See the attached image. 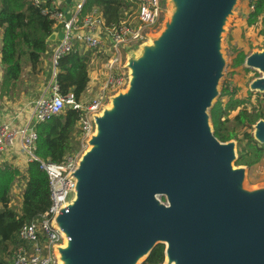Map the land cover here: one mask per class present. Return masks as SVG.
Instances as JSON below:
<instances>
[{"label": "water", "instance_id": "95a60500", "mask_svg": "<svg viewBox=\"0 0 264 264\" xmlns=\"http://www.w3.org/2000/svg\"><path fill=\"white\" fill-rule=\"evenodd\" d=\"M168 1L161 33L127 53L126 91L93 117L73 199L52 223L64 237L57 264H139L157 245L165 264H264V187L243 188L236 143L214 137L208 114L238 0ZM244 67L261 74L249 91L264 94V52ZM252 138L264 144L263 120Z\"/></svg>", "mask_w": 264, "mask_h": 264}, {"label": "trees", "instance_id": "16d2710c", "mask_svg": "<svg viewBox=\"0 0 264 264\" xmlns=\"http://www.w3.org/2000/svg\"><path fill=\"white\" fill-rule=\"evenodd\" d=\"M128 0H87L84 13L92 8L100 10L104 24L111 28L125 20L130 8ZM252 13L248 25L261 19L264 22V0H252ZM53 23L41 13L40 7L31 4V0H0V66L2 69L0 99L14 100L19 93L26 72L29 77L42 72L43 56L49 48L48 38L53 33ZM264 34V32H263ZM94 56L93 51L77 48L61 57L55 65V83L63 97L72 94L80 100L89 82V67ZM247 55L236 54L234 66L243 65ZM105 60V58H103ZM223 94L229 96L224 107L217 101L209 111L210 125L214 137L221 143L236 141L237 159L235 167L250 168L263 158L264 146L256 143L252 134L259 120L264 121V95L248 93L246 99H237L235 91L227 88ZM221 94L220 96H222ZM254 94L259 109L248 111L246 105ZM231 117V113L236 111ZM81 112L65 109L59 116L46 123L35 126L37 134L35 157L41 162L59 163L65 155L74 153L79 143L78 122ZM240 132V134H239ZM24 181L19 211L11 207V191L18 178ZM164 202V199L161 198ZM49 184L47 175L40 169L38 162L26 165L22 173L7 164H0V264H11L14 251L21 245L18 232L42 216L49 208ZM164 246L157 245L141 264H163Z\"/></svg>", "mask_w": 264, "mask_h": 264}, {"label": "built area", "instance_id": "2783aa9c", "mask_svg": "<svg viewBox=\"0 0 264 264\" xmlns=\"http://www.w3.org/2000/svg\"><path fill=\"white\" fill-rule=\"evenodd\" d=\"M66 1L31 0V4L40 7L41 13L53 23L54 30L62 25L58 31L63 39L57 41L52 65L55 67L61 57L81 47L105 58V81L97 96L84 104L72 94L60 95L53 72L47 95L32 103L29 118L23 122L22 110L18 109L12 119L0 124V161L7 153L18 151L25 159V165L32 162L40 164L49 184V208L39 219L21 227L18 232L21 245L14 251L11 264H57L55 249L64 244V237L52 223L59 210L73 199L75 181L72 172L94 133L93 117L100 114L110 97L126 88L127 69L121 60L146 41L162 14V0H128L130 9H135L134 22L127 20L132 15H126L117 26L108 28L99 9L92 8L84 13L87 0H70L69 4ZM66 10L70 13L68 20L65 18ZM67 108L82 113L78 122L79 150L65 155L59 163L39 161L34 155L37 141L35 126L59 116Z\"/></svg>", "mask_w": 264, "mask_h": 264}, {"label": "rangeland", "instance_id": "374dc122", "mask_svg": "<svg viewBox=\"0 0 264 264\" xmlns=\"http://www.w3.org/2000/svg\"><path fill=\"white\" fill-rule=\"evenodd\" d=\"M251 3L252 0L237 1L232 11V15L228 18L227 23L224 27V33L222 34L221 53L225 62V66L223 69L222 78L220 79L218 85L219 96L214 101V104L217 101H219L222 104V107H224L226 103L229 101V96L223 94V90L225 88H227L229 92L235 91L236 94L234 96L235 98L246 99L248 97V93H251L249 91V85L254 80L261 77V74L258 71L252 69H246L244 65L238 68L234 66V60L238 52H242L245 55L264 52V34H263L264 22H262L260 19L255 24L248 25L249 15L253 11ZM128 12H129L128 15H132V16L127 17V20L129 22L131 21L134 22L135 19L133 15L135 13V9L129 8ZM171 12H172V6L170 2L168 0H162V14L160 20L158 22V25L148 35L146 41L143 42L145 45L151 44V40L156 38L161 33L164 24L166 23V21H168L171 15ZM98 55L101 56V54ZM139 55H140V50L137 49L133 51V54H131L130 56L137 57ZM127 56L128 54L125 55V57H123L121 60V64L124 66L126 65L127 62ZM94 57L95 58L92 60L93 65L91 66V68L94 69L97 73V78H96L97 82H95L96 85L92 90H90L89 92L84 94V96L81 97L80 101L84 104L91 101L97 96V94L99 93V89L101 88V86L105 81L104 80L105 75L103 69V66L105 64V60L103 59L104 57L102 56L101 57L94 56ZM43 75L41 73H38L37 75H33V77L31 78V77H27L25 73L23 75V83L24 81H27L28 84H30V87H26L24 88L25 89L24 90L23 83L20 84L19 93H21L24 90L27 91V93L29 94V98L31 94H37V96H40V94L44 91V87H45V85H43V89L42 87L40 89V87L38 86ZM47 80L48 79H46L45 82H47ZM125 91L126 88L122 92L124 93ZM221 94L223 95L220 96ZM252 95L253 96H251L250 102L246 105L248 111H253L254 108L259 109V105L255 100L254 94ZM18 97H20V95H18ZM15 100H17V98L11 100L10 102H13ZM105 106L109 107L110 103L108 102ZM236 113L237 110L232 112L230 116L233 117L234 115H236ZM246 132L252 134L253 129H248L246 130ZM77 133H78V129H77ZM77 140H78V135L75 136V141L77 142ZM262 146H264V144ZM88 149L89 148H87V150ZM78 150H79V146L76 151ZM243 168H245V178L242 185L245 190H256L264 187V151H263V158L258 164L250 168L247 167H243ZM23 185H24V181L20 177L15 181L11 191V207L15 211L20 210ZM163 264H165V259Z\"/></svg>", "mask_w": 264, "mask_h": 264}, {"label": "crops", "instance_id": "0c3cea01", "mask_svg": "<svg viewBox=\"0 0 264 264\" xmlns=\"http://www.w3.org/2000/svg\"><path fill=\"white\" fill-rule=\"evenodd\" d=\"M55 31V30H54ZM60 33V32H58ZM0 45H1V36H0ZM57 45V41L54 43H50L49 44V48L48 51L46 52V54L43 56V65H42V72L41 74L42 79L39 82L38 86L42 87L43 89V85H45L44 87V91L40 94V96H37V94H31L30 98H29V94L27 93V91H24L26 87H30V84H28L27 81H24L23 83V91L21 93H19L18 95H20V97H18L17 95V100L10 102L11 100H8L7 97H2V99H0V124L5 122L8 119H12V117L17 113L18 109L22 110L23 113V118L22 121L24 122L26 118H29L32 114V110H31V105L32 103L41 98L42 96H46L48 93V85L51 82L52 79V74H53V65H52V55H53V51L55 49ZM78 50H83V48L79 47L77 48ZM83 52H85V50H83ZM93 61L91 62V65L89 67V71H88V75H89V82L87 85V88L84 92V94H86L87 92H89L90 90H92L95 87V82L96 78H97V73L94 69L91 68V66ZM29 71V68L26 67L25 69V73ZM1 75H2V69L0 66V83H1ZM27 75V73H26ZM27 77H29L27 75ZM47 80V82H45ZM84 94L82 96H84ZM22 101V102H21ZM24 158L23 156L18 152V151H13V152H9L6 154V156L3 157L2 161H0V164H7L10 166H13L14 168L18 169L20 172H24L26 169V165L24 163Z\"/></svg>", "mask_w": 264, "mask_h": 264}, {"label": "bare ground", "instance_id": "6f19581e", "mask_svg": "<svg viewBox=\"0 0 264 264\" xmlns=\"http://www.w3.org/2000/svg\"><path fill=\"white\" fill-rule=\"evenodd\" d=\"M109 107H110V106H109ZM109 107H108V108H109ZM58 264H61V263H58Z\"/></svg>", "mask_w": 264, "mask_h": 264}, {"label": "flooded vegetation", "instance_id": "af4514ba", "mask_svg": "<svg viewBox=\"0 0 264 264\" xmlns=\"http://www.w3.org/2000/svg\"><path fill=\"white\" fill-rule=\"evenodd\" d=\"M248 56V55H247ZM243 65H244V63H243ZM243 65H241V66H243Z\"/></svg>", "mask_w": 264, "mask_h": 264}]
</instances>
